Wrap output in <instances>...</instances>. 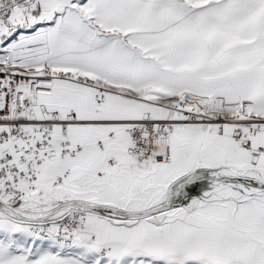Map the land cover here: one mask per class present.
I'll use <instances>...</instances> for the list:
<instances>
[{
  "label": "snow or ice",
  "instance_id": "snow-or-ice-1",
  "mask_svg": "<svg viewBox=\"0 0 264 264\" xmlns=\"http://www.w3.org/2000/svg\"><path fill=\"white\" fill-rule=\"evenodd\" d=\"M0 264H264V0H0Z\"/></svg>",
  "mask_w": 264,
  "mask_h": 264
}]
</instances>
